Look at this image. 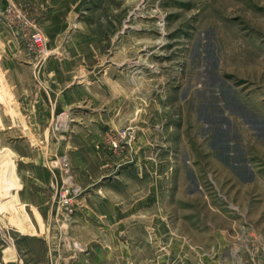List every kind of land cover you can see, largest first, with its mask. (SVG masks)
Instances as JSON below:
<instances>
[{
	"label": "rangeland",
	"instance_id": "rangeland-1",
	"mask_svg": "<svg viewBox=\"0 0 264 264\" xmlns=\"http://www.w3.org/2000/svg\"><path fill=\"white\" fill-rule=\"evenodd\" d=\"M43 7L33 0H0V68L8 53H24L34 70L51 58H68L71 47H50ZM74 23L89 30L65 32L63 44L86 33L102 43L101 63L73 65L71 87L87 88L96 106L54 110L52 117L65 112L68 121L59 132L50 126V132L62 150L69 142L81 146L86 179L97 173L100 180L88 178L87 192L80 190L67 155L55 159L64 178L54 200L47 194L53 218H27L32 209L20 206L10 189L17 186L15 175H7L14 161L9 152L0 153V243L22 242V264H56L45 244L48 230L58 233L60 264L89 263L98 248L121 244L138 264H255L258 252L264 262V0H88ZM100 83L107 91L122 90L115 118L122 128L89 130L95 122L88 113L105 110L109 100ZM5 91L0 80V112L10 104ZM149 130L143 154L154 164L153 177L131 165L119 175L109 166L101 170L96 155L86 151L116 159L120 169L129 162L121 159L129 157L136 135ZM28 131L10 130L0 151L8 144L19 154L28 151L18 137ZM122 132L132 138L112 149L108 139ZM151 178L158 181L154 203L141 207L136 201L146 197ZM66 184L75 190L69 215L57 200ZM115 218L123 219L118 224ZM78 224L83 231L72 233ZM109 231L117 237L111 233L110 239ZM14 232L22 237L9 238ZM215 232L233 254L196 253L195 247L216 241ZM1 257L0 249V264Z\"/></svg>",
	"mask_w": 264,
	"mask_h": 264
},
{
	"label": "crops",
	"instance_id": "crops-1",
	"mask_svg": "<svg viewBox=\"0 0 264 264\" xmlns=\"http://www.w3.org/2000/svg\"><path fill=\"white\" fill-rule=\"evenodd\" d=\"M33 1H38L42 6H45L43 7L45 11L43 13V24L49 36L50 47H59L62 43L63 47H71L72 49L70 50L68 58H51L42 70H39V68L34 70L35 67L32 66L31 58L24 53H22L20 57L9 53L5 55L2 61L3 69L0 68V80L2 81V85L7 88L5 94L8 95L10 104L8 106H6V103L3 104L0 112V131H3L0 144L7 141L6 136H8L7 134L10 130L17 128L18 132L22 134V128H28L29 131L25 132V135H19L18 137L21 138L20 140H23L30 149L25 153L19 154L16 151H12L8 144V147H4L0 153L9 152L8 158L12 159V162L14 161L13 168L9 166L7 175L9 178L10 175H15L17 186L10 189L15 190L20 206L23 205L24 207L32 209L31 214L26 215L27 218H47L48 221L50 218H53V204L51 205L48 201L47 194L50 192L52 196L55 189L61 185L62 178H64L61 170L54 166L55 159L57 160L59 157L67 155L66 157L69 158L72 167L74 184L78 185L77 187L80 190L87 189L88 178L98 183L101 177L99 174L96 173L93 175V173L86 179L87 174L85 171L87 162L83 153V148L75 143L69 142L67 143V149L64 148L62 150V147H59V143L54 140L55 137L52 136L50 132V122L54 110L81 107L84 105V107H86L91 103L96 106L95 102L97 100L92 98L87 88H72L71 86L73 84V79L76 77L73 75L74 66H76V64H91L97 60L101 63L102 55L100 53V46L102 43L97 38L86 33L87 35L83 34V37L76 39L72 38L69 43L63 44L65 32L75 27H79L80 29L81 27L82 29L87 28H85V26H79L74 22L78 18L82 6L88 0ZM34 3L37 4V2ZM116 56L117 55H115V57ZM16 58H19V60H14ZM101 85L103 87L102 90H104L102 94L108 97L109 100L104 105L105 110H103V108H100L98 111H96L95 108H93V110L90 109L91 113H88L89 119L93 118L95 123L91 126L88 125L89 130L91 131L95 126L100 127L103 131L108 129L112 130L113 127L115 129L117 127L122 128L115 119L119 115L122 106V90L120 91L118 90L119 88L117 89L114 87L113 90L107 91L106 86L104 84ZM108 105L111 106V110L107 108ZM113 120H115V122L111 124ZM130 120L132 123L134 121L133 117H130ZM84 123L85 122H83V124ZM151 136L150 130L149 133L143 136L136 135V140L130 150L129 157L125 156L121 159V161L128 160L129 162L120 164V169H117L116 159L112 162L108 155L104 154L103 156L90 147L89 150L86 151H89V154L92 156L96 155L95 157H97V159L94 158L93 161L101 170L109 166L113 169V173L116 171V175H119L125 171L124 169L126 166L131 165L136 169L144 167L146 172L153 177L154 164L149 161L150 158L148 156L143 154V151L147 150L149 147L146 144L149 143ZM90 139L91 137L88 135L87 140H89V142H91ZM75 166H77V168H75ZM151 179L152 182L148 185L146 197H144L141 202L136 201V204L141 207L142 205L151 207L149 205L154 203L158 181H156V179L154 180V178ZM22 192L26 194V200L23 201V204ZM51 198L53 199L54 196ZM83 198L81 202H83ZM119 205L120 204L114 203L112 206L116 208ZM20 218H22V214ZM122 219L123 218H115L114 221L119 224ZM83 228V225L78 224L71 228V232L78 234L77 232H79V230L83 231ZM88 231L87 233H90V230ZM108 233L110 239H113V233H115L114 236L117 237L116 231H109ZM28 234L29 233L23 235ZM213 235L216 241L207 248L203 246L195 247L196 253L201 255L210 254L222 256L223 254L230 255L235 252L234 248L229 250L227 245L222 244L220 239L224 237L221 236V234L215 232ZM20 237H22V232H18V234L14 232L10 233L9 238L20 239ZM44 239L47 241L45 244L49 250L50 258L54 257L52 260H56V264H60L57 249L58 233L54 230H48ZM21 243L22 242H13L12 244L0 243L2 256L1 264H22V257L18 252V247ZM257 254L260 258L258 259V263L255 264H264L261 254L259 252ZM131 255H133L132 251L124 247L123 244L113 247L105 246L104 249L98 248L94 256L89 258L92 262L85 263L79 258L78 264H112L113 262L111 261L116 260L119 262L115 264H138L137 262H132ZM129 256L131 262L126 263V259ZM124 258L125 260H123ZM45 264H50V262H46ZM210 264H234V262L227 261L224 263H217L212 261Z\"/></svg>",
	"mask_w": 264,
	"mask_h": 264
},
{
	"label": "built area",
	"instance_id": "built-area-1",
	"mask_svg": "<svg viewBox=\"0 0 264 264\" xmlns=\"http://www.w3.org/2000/svg\"><path fill=\"white\" fill-rule=\"evenodd\" d=\"M42 40L41 36L37 35L35 36V41L37 43H40ZM68 121V115L65 112H59L57 114H54L51 119V128L55 132L61 131ZM131 134L127 132L118 133L113 137H110L108 139V144L112 149H118L120 144H123L126 142V140L131 139ZM66 166V165H65ZM65 173L68 174L69 170L65 168ZM69 175H67V181L69 179ZM75 198V190L71 186H68L66 184L63 186L59 192L57 193V200L61 207V210L66 214L69 215L73 212V201Z\"/></svg>",
	"mask_w": 264,
	"mask_h": 264
}]
</instances>
